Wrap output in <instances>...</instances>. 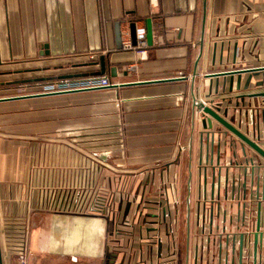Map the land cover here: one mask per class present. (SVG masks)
Listing matches in <instances>:
<instances>
[{
  "label": "crops",
  "instance_id": "1",
  "mask_svg": "<svg viewBox=\"0 0 264 264\" xmlns=\"http://www.w3.org/2000/svg\"><path fill=\"white\" fill-rule=\"evenodd\" d=\"M204 2L0 0V98L59 79L119 86L0 103V264H19L21 245L27 264H241L225 236L244 212L256 223L264 160L247 149L251 165L215 120L206 129L195 99L251 139L260 115L264 137V72L208 77L264 68V0ZM133 24L152 30L144 55L123 48ZM94 193L112 213L87 212ZM212 200L210 234L198 219Z\"/></svg>",
  "mask_w": 264,
  "mask_h": 264
},
{
  "label": "built area",
  "instance_id": "2",
  "mask_svg": "<svg viewBox=\"0 0 264 264\" xmlns=\"http://www.w3.org/2000/svg\"><path fill=\"white\" fill-rule=\"evenodd\" d=\"M136 41L137 46H133V44L130 41V33L125 32L124 34V40H123V48L125 50H138L141 55L146 54V49L148 48L147 45V30L145 27H139L136 28ZM114 84L111 82V80L108 77L105 76H94L86 79H59L53 82H50L48 84L40 85L38 86V90L34 92L33 94L29 95H47V94H54V95H61V94H72V93H80V92H87V91H93V90H100V89H109ZM27 96V95H22ZM264 125V124H263ZM261 129V119L260 115L257 117V122L255 121V127H254V133L253 135H257L256 130ZM254 141L261 144L263 143V138H261V141H257L256 138H254ZM256 160H253V163L251 165H256ZM124 198L128 197V194H122ZM237 197H242L241 192L238 193ZM207 202V201H206ZM113 211L112 206V199L109 196H104L99 193H94L92 196V200L90 201V205L87 206V212L90 213H102V214H110ZM243 227L241 228L242 233L245 234L246 240L244 244V254H243V261L248 262L247 260H250L251 262L249 264H263L264 261V254H260V250L264 248V243L262 244L261 248L258 249L257 256L255 258L254 256V250H253V235L256 232V223L254 224L251 229H246V222H247V213H243ZM214 202L211 201V206L208 208L205 204L204 211L202 214L199 215V221L198 224L202 225L203 232L206 233V222L208 221L209 226L211 225L210 234H213V225H214ZM261 230H264L263 228ZM226 233V229H223L222 234ZM220 234V235H222ZM240 234L239 232L237 234H226V248L229 249L230 243L232 242L231 247V253L236 254L237 250H239V241L240 240ZM219 235V237H220ZM234 237H236V241H234ZM221 239V238H220ZM160 239H158L159 241ZM161 241V240H160ZM211 242V239L208 240ZM218 245V255H215V257L219 258L221 260L222 252H223V242L222 239L220 243L216 242V239L214 241V245ZM210 245V243H209ZM17 258L19 264H27V259L29 255V251L25 248L24 245H21L17 248ZM262 251V250H261ZM206 253V248H202V257ZM199 257H197V260Z\"/></svg>",
  "mask_w": 264,
  "mask_h": 264
},
{
  "label": "water",
  "instance_id": "3",
  "mask_svg": "<svg viewBox=\"0 0 264 264\" xmlns=\"http://www.w3.org/2000/svg\"><path fill=\"white\" fill-rule=\"evenodd\" d=\"M204 7L206 10V0L204 2ZM206 17V13L205 16ZM205 22V18H204ZM131 40L133 43V46H137V41H136V25L133 24L131 25ZM120 38L122 39V35L120 34ZM147 38L149 43H151L152 40V30L149 27L147 31ZM121 46H122V40H121ZM244 72H250V73H260L264 72V68H253L247 71H241V70H235L232 72H224L223 74H215V75H210L208 77H227V76H235V75H241ZM177 79H172V80H164V81H158V82H147V83H130L122 86H134V85H142V84H148V83H161V82H171V81H176ZM119 87L117 84H114L111 86V89H115ZM109 88V89H110ZM102 90V89H100ZM96 91V90H93ZM88 92V91H87ZM61 95H66V94H61ZM50 96H58L54 94H47V95H27V96H15V97H8V98H0V103L1 102H8V101H18V100H27V99H35V98H40V97H50ZM241 102L244 103L245 99L240 98ZM238 106V105H237ZM195 107L198 109L199 112L203 113L204 119H203V124L206 129H213V123L212 120H215L218 122L225 130L226 132H223L224 136H228L229 134H232L236 139L240 141L239 146L241 147V151L243 153V156L247 159V161H250V164L253 163L254 159H249L248 155L249 152L247 149H250L258 157L264 160V148L260 146L259 143L255 142L253 139L250 138V130L246 126V131L243 132L242 128V122L240 121L239 124L236 126L237 123V117L236 116H229V109H225L222 113V106L221 104H218L216 107H209L206 106L203 102H199L198 100L195 99ZM230 117V118H229ZM257 135H253L254 138L259 142L261 141L262 135H261V129L256 130ZM214 138V136L212 137ZM263 143H264V137H263ZM231 147H234L235 145L238 147V143L232 141L230 143ZM260 169H263V178H262V185H261V177L258 179V184L256 185V192L255 194L252 193V197L255 196L258 204V212H257V221H256V232L253 235V250H254V256L256 258L258 249L261 248L262 244L264 243V230L262 229L261 226V217H262V205L264 203V166H260ZM227 181V180H226ZM244 183L245 185L243 186V198L246 200L247 199V192H248V187H247V175L244 176ZM228 183V181H227ZM251 186H254V180H251ZM244 210L246 206H243ZM245 213V212H244ZM234 241H236V237H234ZM246 236L245 234H240V240H239V256H240V263L242 264L243 262V254H244V244H245Z\"/></svg>",
  "mask_w": 264,
  "mask_h": 264
},
{
  "label": "rangeland",
  "instance_id": "4",
  "mask_svg": "<svg viewBox=\"0 0 264 264\" xmlns=\"http://www.w3.org/2000/svg\"><path fill=\"white\" fill-rule=\"evenodd\" d=\"M24 93V92H23ZM22 92L20 93V95L21 94H23ZM186 184H184L183 185V192L185 193V190H186ZM183 203V202H182ZM186 232L183 230L182 232H181V234H180V239H179V241H181L182 242V245H183V247H184V249H185V242H186Z\"/></svg>",
  "mask_w": 264,
  "mask_h": 264
}]
</instances>
